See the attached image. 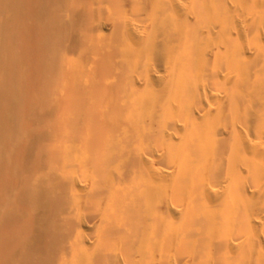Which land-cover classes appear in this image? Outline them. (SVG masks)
Masks as SVG:
<instances>
[{
    "label": "bare ground",
    "instance_id": "obj_1",
    "mask_svg": "<svg viewBox=\"0 0 264 264\" xmlns=\"http://www.w3.org/2000/svg\"><path fill=\"white\" fill-rule=\"evenodd\" d=\"M0 264H264V0H0Z\"/></svg>",
    "mask_w": 264,
    "mask_h": 264
}]
</instances>
